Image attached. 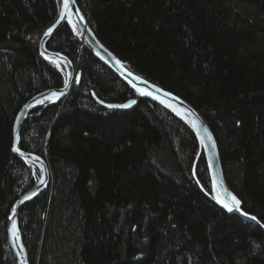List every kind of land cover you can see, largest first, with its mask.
<instances>
[{
  "label": "trees",
  "instance_id": "trees-1",
  "mask_svg": "<svg viewBox=\"0 0 264 264\" xmlns=\"http://www.w3.org/2000/svg\"><path fill=\"white\" fill-rule=\"evenodd\" d=\"M76 1L114 53L201 113L228 185L264 221V0ZM56 15V0H0V264H16L11 206L39 173L11 151L14 119L32 96L64 84L30 37ZM46 47L71 60L74 77L20 127L19 148L50 173L19 208L29 264H264V232L215 203L182 119L137 94L69 23ZM92 94L136 103L106 109Z\"/></svg>",
  "mask_w": 264,
  "mask_h": 264
},
{
  "label": "water",
  "instance_id": "water-1",
  "mask_svg": "<svg viewBox=\"0 0 264 264\" xmlns=\"http://www.w3.org/2000/svg\"><path fill=\"white\" fill-rule=\"evenodd\" d=\"M56 1V18L42 32L39 39L38 50L47 59H50L63 67L64 84L61 87L47 89L32 96L22 105L13 122L12 153L25 161L33 163L39 168V177L30 188L16 198L10 210L7 235L16 264H29L26 249L20 234L18 219L19 208L24 201L31 199L46 188L50 179L46 161L38 154L27 152L19 148L20 127L23 120L38 103L47 100L57 101L61 99L70 88L74 77L73 63L65 54L50 50L46 47L49 38L64 22L69 23L73 33L79 38V40L101 62L107 65L127 85L133 88L136 93L166 107L192 129L198 139L207 163L213 189V200L215 203L229 213L236 214L247 221L254 222L255 225H258L264 232V225L261 224L253 214L244 210L240 198L228 185L223 172L217 140L208 123L198 113L196 108L178 94L146 79L135 68H133L127 60L114 53L96 35L76 0ZM77 74L79 75V72H77ZM92 98L96 103L106 109H129L136 103L135 97H131L124 102L105 101L99 99L95 94H92ZM215 195H217L220 201L215 198Z\"/></svg>",
  "mask_w": 264,
  "mask_h": 264
},
{
  "label": "rangeland",
  "instance_id": "rangeland-1",
  "mask_svg": "<svg viewBox=\"0 0 264 264\" xmlns=\"http://www.w3.org/2000/svg\"><path fill=\"white\" fill-rule=\"evenodd\" d=\"M50 25V24H49ZM49 25H46L45 27H42V28H39L38 30H35L33 31V33L30 35L31 39L33 40V43L38 47V42H39V39L41 37V34L42 32L46 29L47 26ZM58 65V64H57ZM59 68L63 71V67L58 65ZM124 102V101H123ZM35 167L38 168V166L35 165ZM38 172H39V168H38ZM50 175V173H49ZM212 196H213V189H212Z\"/></svg>",
  "mask_w": 264,
  "mask_h": 264
},
{
  "label": "bare ground",
  "instance_id": "bare-ground-1",
  "mask_svg": "<svg viewBox=\"0 0 264 264\" xmlns=\"http://www.w3.org/2000/svg\"><path fill=\"white\" fill-rule=\"evenodd\" d=\"M38 44H39V42H38ZM95 56V55H94ZM96 57V56H95ZM97 58V57H96ZM63 72V71H62ZM63 75H64V72H63ZM184 99V98H183ZM42 103V102H41ZM38 104H40V103H38ZM37 104V105H38ZM198 111V110H197ZM198 113L201 115V113L198 111ZM202 116V115H201ZM203 117V116H202ZM207 122V121H206ZM22 161H24L26 164H29L30 166H31V168L32 169H34L35 168V165L33 164V163H31V162H28V161H25V160H23L22 158H20ZM204 159H205V157H204ZM205 162H206V160H205ZM206 166H207V163H206ZM37 177H39V173H38V176ZM215 198L218 200V201H220L219 199H218V197H217V195H215ZM250 213V212H249ZM251 214H253L256 218H257V220L261 223V224H263L264 225V221L263 220H261L259 217H258V215H256V214H254V213H251ZM241 218V217H240ZM241 219H243V218H241ZM244 221H247L246 219H243ZM247 222H249V223H251L252 225H255V223L254 222H251V221H247ZM256 226H258V225H256ZM7 238H8V235H7Z\"/></svg>",
  "mask_w": 264,
  "mask_h": 264
}]
</instances>
